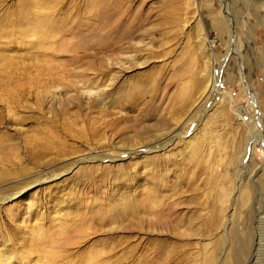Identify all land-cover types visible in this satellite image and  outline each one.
<instances>
[{
	"label": "rangeland",
	"instance_id": "1",
	"mask_svg": "<svg viewBox=\"0 0 264 264\" xmlns=\"http://www.w3.org/2000/svg\"><path fill=\"white\" fill-rule=\"evenodd\" d=\"M0 33V264H264L261 206L228 205L235 181L253 194L248 173L264 171V142L242 166L255 114L228 51L264 131V0H0ZM163 129L164 148L132 154ZM65 134L73 157L39 159ZM77 134L102 138L93 154L131 156L75 165Z\"/></svg>",
	"mask_w": 264,
	"mask_h": 264
},
{
	"label": "bare ground",
	"instance_id": "2",
	"mask_svg": "<svg viewBox=\"0 0 264 264\" xmlns=\"http://www.w3.org/2000/svg\"><path fill=\"white\" fill-rule=\"evenodd\" d=\"M30 3H31L30 1H22L20 6H19V13H22L21 15H24L25 17H28V19H29V16L31 18L33 17L32 16L33 14L31 12L32 8H33V5L29 6ZM34 7H36V6H34ZM39 7H42V6H39ZM225 15H226L225 17H226L227 21H229L227 11L225 12ZM22 18H24V17H22ZM23 23H25V22H23ZM24 32H26V31H24ZM27 34L30 35L32 33H30L27 30ZM48 35L49 34H47V36ZM0 38H4V37L0 35ZM231 38L232 39H230V41H234L233 35H232ZM30 44L31 43H28V45H30ZM32 46H33V48L35 47L34 44H32ZM228 51H231L232 54H234V53L237 54L238 57H239L238 58V60H240L239 61V74H240V76H241V78L243 80V83H245V89L244 90L249 96L248 103L250 105V111L254 112V114H255V117H253V119H252L250 129H248L246 131V133H247L246 145H245V148L243 149V153H242V159L244 160L242 166H244L246 163H250L251 159L254 158L253 155L255 153V149H254L255 145L256 144H262L264 142V131L262 130L263 129V119H262V115L260 113L259 101L251 94L250 88H249V86L247 84L246 77H245V73H246L247 69L242 63L241 56H239L238 52L236 50H234V46H232L231 43L229 45ZM226 63H227V58L225 57L221 61V69H219L218 72H214L212 75L209 76V78L205 82V85H204L203 89H201L202 90L201 93H200L201 99L202 98L208 99L211 95H214V93H218V91L220 90V88L222 86V84H220V82H221V73H222L221 70L226 65ZM74 84H77L78 87H80V86L83 87L84 86V88L89 86V84H85V82H80V81H77L76 83L74 82ZM104 91L105 90H103V92ZM84 94H86V97H88V98L96 97L98 99V98L101 97L100 92H96V90H92V89H88L86 92H84ZM117 99L120 100L121 98L118 97ZM119 100H114L113 101V105L121 104L120 103L121 100L120 101ZM14 103H15V101H14ZM14 103H12V102L10 103L9 102L6 105L7 109H11L12 105H14ZM120 113H121V111H120ZM124 115L126 117V113H124ZM124 115H121V117L124 116ZM237 121L241 122L242 121V116H238L237 117ZM258 126H260V127H258ZM82 132H80V133H82ZM168 132H169V129H166V130L163 129L162 131H158V133L156 132L157 136H154L156 134H152L150 136L147 135L148 137H150V140L155 141L153 146H150L148 148L145 147L143 149L138 150V152H137V150H133L132 154L135 155L136 153H139V152L148 154V153H151V152L154 153V152L158 151L160 147L164 146L163 142L161 143L160 137H163V135L165 136V134L168 133ZM152 133H153V131H152ZM44 139H42V140H44ZM66 139H67V135L66 134H65L63 140H61L56 135L55 136L54 135L53 136L52 135L48 136L46 141L43 142V144L41 145V147H43V149H44V152L41 153L42 155L39 157V159H41L42 156L45 153L51 154L52 157H55L57 159H65V158H68L69 156H72V155H69L67 153V148H66V146L64 144ZM95 139H96V134H94V135L91 134V136H86L84 134H77V136L75 137V141H85V142H87L88 146H86L87 147V150L85 151V152H87L86 154L81 155V157L74 158L75 165L76 164H83V163H92L94 161H99V162L100 161L101 162L102 161L103 162L107 161V162L110 163V162H116L118 160L122 161V159H126V158L131 156V154H130L131 150H129V151L128 150H125V151L123 150L122 154L121 155H117V156L112 155V154H106L104 152L93 154V153H91V151H92L91 147L93 146V142H95L97 140V139L96 140ZM101 139L102 138L99 137V140H97V141H100ZM171 140H172V138H170L168 141H171ZM37 145H38V143H37ZM95 147H97V148H95ZM94 148L98 149L99 145L94 146ZM190 149H192V148H190ZM52 157L50 159H52ZM242 171H243V169H242ZM157 177L156 176H152L153 180H156V181L158 180ZM248 178H249V181L251 182V187L253 188V194H251L252 193L251 190L246 192L244 187H243V185H240V179H238L237 182L235 181V186H236V189H234L235 192H236L235 196H234V200L235 201L232 202L231 204H230V201H229L228 205H229V207H232V210H234L235 212L238 213L239 206H237V205L240 202V200H241L240 203H242V205H243V204L248 202V200L250 199V196H253L252 199L254 200V204L259 203V206H261L260 208H262V212L257 215V220L258 221H257V224H256L257 226H255V228L260 230L261 227H262V223L264 222V171L261 170V169L255 170V171L254 170L250 171L248 173ZM157 186H159V185H157ZM157 186L156 185H152V188H150V190H148L147 195H153L154 194L153 192H155V194H158L157 192L159 191V187H157ZM147 189H148V187H147ZM255 193L257 194L258 198L256 197ZM177 194H178L177 191L173 193L174 196H176ZM10 197L11 196L6 197V198H1L0 199V204L3 203L4 201H7ZM156 197H157V199H160L161 196L160 197L156 196ZM256 200H257V202H256ZM235 204H237V205H235ZM159 205H160V203H158V201L150 202V204L146 206L145 214H148V216L149 215H155L156 212L154 211V209H155L154 207H156L158 209ZM249 207H250V205H249ZM222 211H223V209H222ZM259 211H260V209H259ZM224 213H225V211H224ZM260 215H262V216L259 217ZM222 218H224V215H223ZM222 220H224L223 223H222V226L225 229H227L228 225H230L233 228V225L235 224V222L233 221L234 220L233 218L231 219V218H228L227 216H225V219H222ZM236 251L234 250V254H236ZM181 263L176 262V264H181Z\"/></svg>",
	"mask_w": 264,
	"mask_h": 264
}]
</instances>
